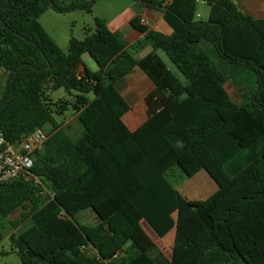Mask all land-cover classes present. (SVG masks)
Returning a JSON list of instances; mask_svg holds the SVG:
<instances>
[{"label": "trees", "instance_id": "trees-1", "mask_svg": "<svg viewBox=\"0 0 264 264\" xmlns=\"http://www.w3.org/2000/svg\"><path fill=\"white\" fill-rule=\"evenodd\" d=\"M136 1L161 12L173 34L150 30L138 15L130 25L144 38L129 45L95 19L65 54L39 23L49 9L69 10L61 0H0V132L17 143L51 128L30 179L0 184V242L3 221L22 210L13 226L32 224L9 238L22 264H264V19L232 0H202L207 21L196 20L197 0ZM79 8L89 6L70 7ZM87 54L96 72L84 66ZM137 67L167 104L131 132L117 84ZM61 89L66 96L55 100ZM69 109L85 129L76 142L57 120ZM201 171L218 189L188 200L177 188ZM105 191L97 225L80 228L74 217ZM142 221L160 238L175 229L171 262L155 255Z\"/></svg>", "mask_w": 264, "mask_h": 264}, {"label": "crops", "instance_id": "crops-1", "mask_svg": "<svg viewBox=\"0 0 264 264\" xmlns=\"http://www.w3.org/2000/svg\"><path fill=\"white\" fill-rule=\"evenodd\" d=\"M151 1L164 2L168 4L170 3L171 0H151ZM232 1L236 4L238 9L242 13L249 15L256 19H264V3L262 2V0H232ZM138 15L140 16V20L143 21L142 24L148 27L150 30H153L165 36H171L173 34V30L165 22L161 12L157 10L149 9L146 7L141 8L139 2H137L136 11L135 10L130 11L129 13H126L125 15L116 17L112 22H110V24L107 23L106 25L111 32L118 33L124 43L131 45L144 38L143 34L133 29L130 25V21ZM200 17L201 15H199L197 11L196 20L199 21ZM200 21H204V20H200ZM153 51H154V47L150 45L144 48L143 50L138 51L136 54H134V58L136 60H142ZM156 52L161 58H162L161 54H164L166 56V54L162 50H157ZM88 56L89 55L87 54L83 57L84 66H87L91 71L96 72L98 70L97 65H96L97 67L96 68L93 61L92 63L94 64V66L92 65V63H88L85 60V57H88ZM90 60H91V57H90ZM162 60L164 61L163 58ZM165 64L169 68L166 62ZM173 73L179 78L180 81H182L175 72ZM1 89H3V87ZM225 89L227 93L229 94L230 98L235 103L240 104L236 100H234L232 96L230 95V93L228 92L227 84L225 85ZM117 90L122 96V98L129 105V111L123 116V122L125 126L128 128V130L131 132L136 131L143 123H145L148 119L154 116L157 112H159L167 104L166 98L160 93V91L157 89L155 84L138 67L135 68L131 73H129L123 80H121L117 84ZM75 116L78 121V126L75 127L74 131H70L69 129H65L64 127H62V129L67 133L69 138L74 142L78 141L85 133V129L79 122L78 115L75 114ZM194 177L189 179V181L194 179ZM179 187L177 188L178 190H179ZM217 189L214 192H216ZM110 196H111V193L109 191L103 192L101 196H99L93 204L81 210L76 215L78 216L80 214H84L81 216L80 221L81 222L85 221L84 222L85 224H82V223L80 224L78 221H76L75 220L76 216L74 217L75 223L80 228L96 226L97 225L96 223H98V220L94 213V207L98 206L102 201L108 199ZM89 212H93L94 215ZM21 215H22V210H18L11 217L15 216L16 218V216H19V218H21ZM91 215H92V218L95 220V222L92 221V219L90 218ZM87 219H91V222L89 223L86 222ZM27 222L30 223V225L32 224L31 220H27L25 223ZM141 226L143 230L145 231V233L151 238V240L153 241L155 245V250H154L155 255L156 256L161 255L167 263L171 262L172 255H173L174 241H175V229L171 230L165 237L160 238L145 221L141 222ZM165 239H166L165 242H166V245H168V248L167 247L164 248Z\"/></svg>", "mask_w": 264, "mask_h": 264}, {"label": "rangeland", "instance_id": "rangeland-1", "mask_svg": "<svg viewBox=\"0 0 264 264\" xmlns=\"http://www.w3.org/2000/svg\"><path fill=\"white\" fill-rule=\"evenodd\" d=\"M75 1L76 0H61L59 5L64 9L69 8V10L59 12L53 9H49L44 12L39 18V23L41 24L43 29L57 43L60 50L65 54L68 52L71 39L83 41L87 36V30H95V19H101L106 24H110V22H112L116 17L125 15L130 11H136L137 5L136 0H77L88 5L89 9H70L72 3ZM262 2L264 3V0H262ZM197 3L198 13L199 15H201L200 20H208L211 11L210 6L200 0H198ZM161 56L168 64L170 70L175 72L180 77V79L184 81L182 75L172 65L169 59L164 54H161ZM85 60L88 63H92L93 61L92 58L90 60V56L85 57ZM93 63L96 67V63L94 61ZM93 63L92 65L94 66ZM6 77L7 76L4 74V72H0V93L2 90L1 88L5 85ZM227 90L234 100H236L238 103H242L243 92L237 91L231 83H227ZM65 96L66 93L62 89L53 94V98L55 100H58ZM89 98L93 99L94 96L91 94L89 95ZM57 120L62 125V127H64L65 129H69L70 131H74L75 127L78 126L77 118L72 109H69L63 117H58ZM46 130L50 131L51 128L47 127ZM216 189L217 187L215 182L208 176L205 171L199 172L194 177V179L190 181L189 179L186 180L179 187L180 193L185 198L192 201L206 200L213 194ZM89 213L93 214V212ZM82 215L84 214L76 216L75 220L80 224H85V221H80ZM174 217L176 218V216ZM90 218L95 222V220L92 218V215L90 216ZM19 219V216H16V218L14 216L4 220L2 223L3 233L5 237L0 242V264H22L17 254L12 250L9 240L12 234L18 235L30 225V223L24 222L20 226L15 228L13 225L17 221H19ZM91 219H87L86 222H91ZM165 241L166 239L164 240V248H168V245H166Z\"/></svg>", "mask_w": 264, "mask_h": 264}, {"label": "built area", "instance_id": "built-area-1", "mask_svg": "<svg viewBox=\"0 0 264 264\" xmlns=\"http://www.w3.org/2000/svg\"><path fill=\"white\" fill-rule=\"evenodd\" d=\"M49 137V131L37 129L21 142L10 143L0 132V184L8 185L17 180H29L34 164L33 156L44 149Z\"/></svg>", "mask_w": 264, "mask_h": 264}]
</instances>
